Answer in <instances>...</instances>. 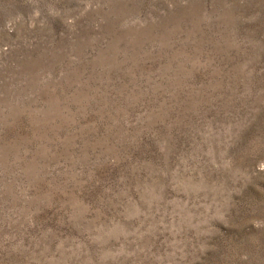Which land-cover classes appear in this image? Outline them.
<instances>
[{"label":"rangeland","instance_id":"rangeland-1","mask_svg":"<svg viewBox=\"0 0 264 264\" xmlns=\"http://www.w3.org/2000/svg\"><path fill=\"white\" fill-rule=\"evenodd\" d=\"M0 264H264V0H0Z\"/></svg>","mask_w":264,"mask_h":264}]
</instances>
